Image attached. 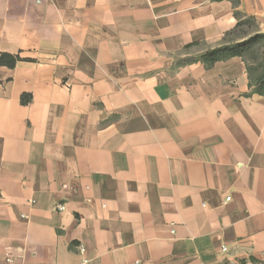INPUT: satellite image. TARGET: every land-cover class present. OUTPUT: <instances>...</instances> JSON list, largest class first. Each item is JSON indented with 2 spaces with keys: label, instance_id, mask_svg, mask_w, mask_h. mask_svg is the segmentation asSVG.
I'll return each instance as SVG.
<instances>
[{
  "label": "crops",
  "instance_id": "obj_1",
  "mask_svg": "<svg viewBox=\"0 0 264 264\" xmlns=\"http://www.w3.org/2000/svg\"><path fill=\"white\" fill-rule=\"evenodd\" d=\"M44 4L0 0V54L22 58L0 66V264H264V44L258 69L173 58L264 35V0H106L155 72L137 99L98 83L65 1ZM238 15L252 30L225 40Z\"/></svg>",
  "mask_w": 264,
  "mask_h": 264
},
{
  "label": "rangeland",
  "instance_id": "obj_2",
  "mask_svg": "<svg viewBox=\"0 0 264 264\" xmlns=\"http://www.w3.org/2000/svg\"><path fill=\"white\" fill-rule=\"evenodd\" d=\"M43 6L46 5L44 2H48L51 5L53 2H58L61 0H42ZM65 8L58 7L59 11L65 10L67 22L74 23L75 20L81 19L82 21V31L81 35L83 40L86 37H93L96 41L94 45V49L98 52L97 56H93L89 54V48L86 49L88 55L83 56L86 60H96L97 69H98V83L106 82L109 83L112 80V92L113 96H119L124 99H137L138 93L144 97L152 96V84L154 81L155 72L153 70H148L147 66L145 67L144 61L140 62L138 60V38L134 36L130 32L122 33L121 24H106L103 20L106 18H99L101 14L105 10V2L106 0H81V7L78 8L77 3L78 0H64ZM98 2V7L95 8L92 6V3ZM47 6V5H46ZM80 14V15H79ZM61 15V12H59ZM98 16V18H97ZM105 15L102 14V17ZM116 26L120 27L118 31L115 30L113 37L109 34L108 31H111V28ZM117 27V28H118ZM112 28V29H113ZM252 30V25H245L242 30L238 31L235 35L231 36V38H236L241 36L243 33L249 32ZM114 31V30H113ZM109 34V36H108ZM126 36V38H124ZM112 37V38H111ZM96 38V39H95ZM85 43L83 42V47ZM86 46V45H85ZM110 46L112 47L110 49ZM106 51H111L113 54L106 55ZM108 47V48H107ZM209 48V45L200 44L195 47H191L184 52L176 54L173 56L175 59L176 65H182L187 62H192L194 60L200 59L201 54L204 50ZM85 48H83V51ZM73 57L67 56L66 63V76L62 83L68 93H72L75 83L73 82V67L75 66L73 63ZM246 58L250 62H258L259 58L256 53L248 54ZM69 59H72L71 61ZM153 60V58H152ZM89 64L82 67L87 68ZM139 84L141 87L138 88ZM82 85H93V83L82 82ZM117 98V97H116ZM99 99H105V94H102ZM99 106H102L100 104ZM105 126V122H102L100 127L103 128Z\"/></svg>",
  "mask_w": 264,
  "mask_h": 264
},
{
  "label": "trees",
  "instance_id": "obj_3",
  "mask_svg": "<svg viewBox=\"0 0 264 264\" xmlns=\"http://www.w3.org/2000/svg\"><path fill=\"white\" fill-rule=\"evenodd\" d=\"M238 17H239L238 18L239 22L237 24V27L230 33L226 34L225 40H227L230 36H233L236 33H238V31L242 30V28L245 25L254 24V21L250 18L242 19V17H240L239 15ZM263 44H264V35L256 34L255 36L249 38L248 40L240 42V43H226L214 49L207 50L201 54L200 59L194 60V61H200L204 63L206 66H211L218 61L225 60V59L235 57V56H239V57H242L248 60L246 58L248 54L256 53L258 57H260L259 61L258 62L256 61V65L258 69V68H261V65H262L261 58L263 55L262 53ZM192 46L193 45L187 46L186 48L188 49ZM19 61H22L20 54H17V55H11L7 53L0 54V66H5V67L12 69L16 66V64ZM260 75H261L259 76L260 84H259V87L257 88V91L264 93V73ZM29 99H31V95H23L21 97V102L23 104H26Z\"/></svg>",
  "mask_w": 264,
  "mask_h": 264
},
{
  "label": "built area",
  "instance_id": "obj_4",
  "mask_svg": "<svg viewBox=\"0 0 264 264\" xmlns=\"http://www.w3.org/2000/svg\"><path fill=\"white\" fill-rule=\"evenodd\" d=\"M230 200H231V197H227V198L225 199V203L229 202ZM103 207H105V205H103ZM222 250H223V251H226V248L223 247ZM80 252H81V253H84V252H85V249H84L83 246L80 247ZM80 264H90V261H89L88 259H84Z\"/></svg>",
  "mask_w": 264,
  "mask_h": 264
}]
</instances>
